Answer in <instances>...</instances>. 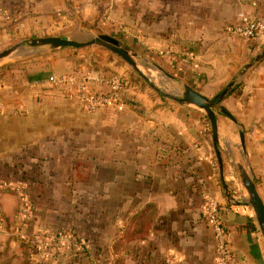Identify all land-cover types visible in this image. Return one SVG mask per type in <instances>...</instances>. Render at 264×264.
I'll return each mask as SVG.
<instances>
[{
	"label": "crops",
	"instance_id": "1",
	"mask_svg": "<svg viewBox=\"0 0 264 264\" xmlns=\"http://www.w3.org/2000/svg\"><path fill=\"white\" fill-rule=\"evenodd\" d=\"M240 14L264 17V0H0V40L52 28L107 33L176 89L188 84L211 98L234 78L235 85L242 83L221 102L236 122L215 113V148L204 111L153 91L102 47L42 49L0 67V212L6 228L0 234L9 237L18 264H112V241L136 215L131 231L147 222L148 232L123 247L121 264H218L203 215L205 196L221 207L231 264H264L253 211L242 203L245 197L227 199L217 157L229 193L240 163L264 203V58L238 78L264 50V38L228 33L226 26ZM66 74L85 76L97 92L119 75L123 104L86 111L74 85L49 81ZM7 182L22 187L32 203L23 240L12 230L18 196ZM59 231L85 242L77 259L67 243L44 247Z\"/></svg>",
	"mask_w": 264,
	"mask_h": 264
},
{
	"label": "water",
	"instance_id": "2",
	"mask_svg": "<svg viewBox=\"0 0 264 264\" xmlns=\"http://www.w3.org/2000/svg\"><path fill=\"white\" fill-rule=\"evenodd\" d=\"M88 46L102 47L111 53L115 54L123 61H125L139 76L145 80L150 87L158 91L160 95L171 99L174 102H177L182 105H193L202 111H204L206 117L210 121L211 131H212V140L214 147L218 146V135H217V122L215 113L218 112L232 121L236 122V119L233 115L226 109V107L221 103L222 100L232 91L234 85L237 81V78H234L230 81L226 87L214 97H207L188 84H183L180 87L179 94H172L160 90L155 84L150 82V80L140 71L139 64L135 59L136 54L131 52L127 47L121 44V42L114 36L107 33H95L87 36L83 40H75L70 38H65L61 36H44L36 37L31 39L21 40L3 50L0 51V60L10 55L14 51L22 50V48H31L32 50H55L60 48H82ZM34 53V52H32ZM264 58V50L258 53L254 58H252L239 72L238 78L242 77L253 65L259 62ZM240 144L244 150V133L243 131L239 132ZM219 169L221 173V179L223 187L225 189L226 197L229 201L236 202L234 198L230 195L226 183L222 177L223 174V164L220 158L219 153L217 152ZM237 175L241 181V185L246 193L245 200L242 201L243 204H247L251 207L253 211V216L258 225L259 232L261 233L263 242H264V203L258 194L255 182L252 178V175L246 170V168L240 164H236Z\"/></svg>",
	"mask_w": 264,
	"mask_h": 264
},
{
	"label": "built area",
	"instance_id": "3",
	"mask_svg": "<svg viewBox=\"0 0 264 264\" xmlns=\"http://www.w3.org/2000/svg\"><path fill=\"white\" fill-rule=\"evenodd\" d=\"M226 31L237 36L240 39L259 40L261 38H264V17L252 19L244 14H240L235 24L226 26ZM49 81L56 84L62 83L74 85L76 88L78 103L86 111H93L99 107L109 105L111 103L123 104L121 96L122 92L125 89V83L124 80L117 74H112L108 78V88L106 91L102 92L93 91L88 86L85 76H79L75 74H66L59 78L50 76ZM8 188L14 189L19 196L18 216L20 224L19 227L15 228V231L21 239H25V234L23 233L21 228L28 222H30L33 216L32 203L29 199L28 194L22 187L11 185ZM202 208L204 219L214 233L218 264H231L232 256L228 241V234L222 222L221 207L219 203L214 198L205 196ZM2 224L3 220L0 217V227L2 226ZM72 240L73 238L71 237V235L67 234L64 231H59L53 237H50L48 242L44 244V247H48L47 244L52 243L54 244V246H56V248H59L60 245L67 243L66 248H70L68 251L69 255L75 257L80 252V250L83 249L85 242L81 239L74 242ZM69 242L73 244L70 246Z\"/></svg>",
	"mask_w": 264,
	"mask_h": 264
},
{
	"label": "rangeland",
	"instance_id": "4",
	"mask_svg": "<svg viewBox=\"0 0 264 264\" xmlns=\"http://www.w3.org/2000/svg\"><path fill=\"white\" fill-rule=\"evenodd\" d=\"M64 29V27H63ZM63 33V34H68V38L70 39H75V40H80V39H86L87 36H89L90 34H95V33H89L87 35L82 34V32L79 33H74V30L71 31H67V32H62L61 29H45V30H38V31H25L22 33H18V35L8 38V37H4L0 40V51L21 41L24 39H31V38H36V37H44V36H52L54 34H59V33ZM73 33V34H72ZM78 49V48H76ZM34 52V53H32ZM38 51L36 50H32L31 48H22L21 53H17V52H13L14 55H9L5 58H3L2 60H0V67L4 66V65H10L12 63H16V62H20V61H26L28 59H31ZM12 53V54H13ZM139 64V63H138ZM128 67L130 68V70L135 73L138 77V79H142L139 74L137 72H135L129 65ZM139 69L140 71L150 80V82H152L153 84H155L160 90L164 91V92H168V93H172V94H179L180 93V89H176L174 87H172V82L170 80L169 77L165 76L164 74L160 73L154 66H146L145 65H140L139 64ZM143 80V79H142ZM144 81V80H143ZM146 85L148 87H150V85L145 81ZM153 91L154 90L152 87H150ZM158 92V91H157ZM158 94H160L158 92ZM237 174V169L233 171V175L231 181L236 183V186H234L235 192H231L230 194L233 195H238V199H241V197H245L246 198V193L241 185V181L239 179V177H236ZM5 185H7L6 187H10L11 185L7 182L5 183ZM244 195V196H243ZM19 201V199H18ZM4 220H3V224L0 227V231L5 230L6 228L4 227ZM3 227V229L1 230V228ZM13 227V231H14ZM10 231V230H9ZM260 233V232H259ZM15 236H18L17 234H14ZM261 236V233H260ZM262 237V236H261ZM263 240V239H262ZM11 246L12 244L8 243L6 235H4V233L0 234V260H5L8 259L10 261H14V264H18L19 261V257H16L15 255H12V251H11ZM16 258V259H15ZM24 260L21 261L20 264H24Z\"/></svg>",
	"mask_w": 264,
	"mask_h": 264
},
{
	"label": "trees",
	"instance_id": "5",
	"mask_svg": "<svg viewBox=\"0 0 264 264\" xmlns=\"http://www.w3.org/2000/svg\"><path fill=\"white\" fill-rule=\"evenodd\" d=\"M241 84H242L241 82L237 83L233 88V92L239 91ZM7 189L12 190L17 194V192L14 189H11V188H7ZM17 196H18V194H17ZM18 199H19V196H18ZM18 213H19V208L17 207L16 216H15V223H14L15 228L19 227V224H20ZM0 217L5 222V218L1 212H0ZM136 217H137V215L130 218L126 222V225L124 227V233L120 237H118L112 241V244H111L112 245V253L115 254L113 261H112V264H121L119 254H120V252H122L123 247L125 245H127L131 240L144 238L147 235L148 228H149V223H147V222L142 223L141 227L138 230L131 231V224H132L133 220L136 219ZM251 225H252V223L250 222L247 224V227L249 228ZM254 229H256L255 226L251 230H254ZM17 237L20 238L19 236H17ZM8 239H9V237L7 236V240ZM77 257L78 256H76L74 258L77 259ZM0 264H12V261H10L8 259L0 260Z\"/></svg>",
	"mask_w": 264,
	"mask_h": 264
},
{
	"label": "bare ground",
	"instance_id": "6",
	"mask_svg": "<svg viewBox=\"0 0 264 264\" xmlns=\"http://www.w3.org/2000/svg\"><path fill=\"white\" fill-rule=\"evenodd\" d=\"M21 51H22V50H17V51H14V52H17V53H19V54H20V53H21ZM11 55H14V53H13V54L11 53ZM8 56H9V55H8ZM6 57H7V56H6Z\"/></svg>",
	"mask_w": 264,
	"mask_h": 264
}]
</instances>
